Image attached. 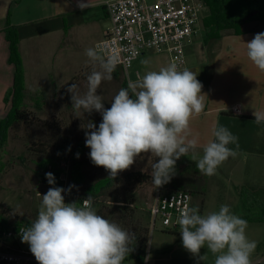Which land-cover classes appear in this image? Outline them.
<instances>
[{"label":"clouds","instance_id":"1","mask_svg":"<svg viewBox=\"0 0 264 264\" xmlns=\"http://www.w3.org/2000/svg\"><path fill=\"white\" fill-rule=\"evenodd\" d=\"M86 6L84 0H78V7ZM245 44L248 58L264 72V32ZM86 55L98 62L102 71L93 70L88 75L84 93L75 83L67 92L74 111H96L102 116L98 128L91 121L85 126V146L90 148L91 162L114 178L129 169L142 153H151L159 158L151 164L152 183L156 188L167 184L175 175L176 162L197 147V141L186 136L191 119L204 109L206 94L202 93L197 74L187 68L178 70L175 63L149 71L129 81L114 96L111 107L105 108L97 90L102 80L112 79L117 59L105 60L93 48H88ZM253 116L257 124L264 123V111H253ZM212 136L214 139L203 147V156L193 158L197 169L207 176L215 175L239 148L238 137L224 126L215 127ZM230 144L235 149L229 148ZM76 156L79 158V153ZM45 176L53 186L42 195L31 226L20 230L21 242L29 245L38 264H123L135 250V233L98 215L90 198L81 206L65 203L66 189L55 186L53 173ZM177 223L183 248L197 259V264L207 259L206 253L200 254L205 246L215 256L214 264H251L257 244L246 236L247 221L232 213L228 205L207 215H201L195 207L186 209ZM150 259L151 253L144 257L145 264Z\"/></svg>","mask_w":264,"mask_h":264},{"label":"crops","instance_id":"2","mask_svg":"<svg viewBox=\"0 0 264 264\" xmlns=\"http://www.w3.org/2000/svg\"><path fill=\"white\" fill-rule=\"evenodd\" d=\"M106 1L84 0L87 6L81 9L78 0H0V135L10 108L9 92L14 77L3 30L16 27L22 67V90L17 100L25 118L11 129L28 124L47 125L51 129L57 118L68 117L67 107L72 102L67 88L82 77L71 70L69 79V68L77 69L85 56L69 53L68 40L76 42L81 49L82 44L93 46L103 37L110 26ZM261 32H264L262 28L238 35L225 33L207 42L203 40L204 46L199 47L193 46V35L185 46V65L181 69L196 73L203 85L202 93L206 94L204 109L193 116L186 134L187 139L197 141V147L188 155L203 154L204 145L214 139L213 129L224 126L238 137L232 171L239 181L253 186H264V123L257 124L253 116V111H264V72L248 58L245 43ZM157 56L152 52L139 56L131 66L137 63L139 72L134 70V78L130 79L129 75L130 81L170 65L168 58ZM145 60L147 64L142 63ZM122 72L115 68L112 76L120 77ZM127 73L130 74L129 70ZM123 81L128 86L122 80V88ZM228 147L235 149L232 144ZM242 183L234 185V191ZM123 264H143V261L128 257Z\"/></svg>","mask_w":264,"mask_h":264},{"label":"rangeland","instance_id":"3","mask_svg":"<svg viewBox=\"0 0 264 264\" xmlns=\"http://www.w3.org/2000/svg\"><path fill=\"white\" fill-rule=\"evenodd\" d=\"M207 14V8L203 6L199 11V23L193 37V46H204L201 21ZM242 28L245 30L259 29L263 28V25L260 22H250ZM79 44L81 45V43ZM88 48L94 49V44L93 46L82 44L81 49H78L76 42L68 40L69 53L75 56L83 53L85 56L83 62H81L82 65L77 69L69 68V79L72 75L71 70L82 75L73 82L79 86L81 94L87 90L88 75L93 70L102 71L99 63L93 62L86 55ZM158 56L163 60L168 58L167 53H160ZM76 62L80 63L79 60ZM134 70L139 72L137 63L129 69L130 74L122 72L120 77L115 78L112 76L111 80H102L97 94L102 96L105 108L111 107V101L122 88L121 81L125 80L128 84L130 79L134 78ZM52 113L55 114V111ZM67 113L68 117L57 118L55 122L57 124L52 125L51 129L47 125L28 124L7 129L2 135L4 142L0 145V221L6 225L19 226L26 222L31 223L34 220L42 202V195L46 194L48 189L53 186L49 185L45 174L48 172L53 173L55 186L60 187L57 178V172L60 171V162L62 160L71 162L75 142L79 136L83 139L85 149L82 170L84 180L78 187H72L73 194L81 195L85 187L95 182H98L99 185L103 184L104 182H101L102 178L108 176L103 167L95 166L91 162L89 158L90 148L85 146V126L91 121L98 128L102 122L101 114L93 111L91 114L84 113L80 115L81 113L74 111L72 105L67 107ZM69 114H72L73 117L69 118ZM66 144H69V147H65V153L61 154L59 149H62ZM38 147H42L46 154L40 153ZM202 156L203 154L182 156L176 162L175 175L167 184L159 188L162 191L173 189L189 191L191 193V208H197L201 215L218 211L221 205H228L232 213L242 218L244 211L238 196L235 194L234 185L240 182L244 184V181H239L232 171L236 157H229L219 166L215 175L207 176L197 169L193 159L194 157L199 159ZM158 159V157L152 156L151 153H142L129 169L118 174L139 171L151 175V164L157 162ZM46 160L49 161L48 172H45L46 170L42 166V163ZM127 189H131L132 204L125 205L121 201L124 199L122 194L128 191ZM157 189L152 182L135 187L125 185L120 176L114 182V185L105 188L99 194L98 202L92 204L91 207L96 211L100 210L105 219L120 225L127 231L134 228L136 230L140 228L148 229L145 256L151 253V259L147 261V264H152L154 261L156 264H197V259L183 248L180 227L176 229L175 233H172L166 232L158 223L154 225L153 229L149 226L148 211ZM263 232V223H247L246 236L250 241H255L257 244L250 257L251 264H257L264 260V249L258 248ZM205 253L207 259L199 261V264H214L215 256L206 246L201 249L200 254L204 255ZM143 264H145V260H143Z\"/></svg>","mask_w":264,"mask_h":264},{"label":"built area","instance_id":"4","mask_svg":"<svg viewBox=\"0 0 264 264\" xmlns=\"http://www.w3.org/2000/svg\"><path fill=\"white\" fill-rule=\"evenodd\" d=\"M203 6L202 0H107L105 9L110 26L94 43V49L105 60L115 57L116 68L126 73L145 52L167 53L169 64L175 63L181 70L185 65V46L195 34ZM68 170V163L62 160L57 178L60 187L66 190ZM63 195L65 203L77 202V206L87 200L70 199L66 191ZM190 208L189 191L158 188L148 211L149 226L153 229L158 223L165 230H176L180 227L177 221L181 213ZM31 223L6 227L0 223V264H38L29 245L21 242L20 230Z\"/></svg>","mask_w":264,"mask_h":264},{"label":"trees","instance_id":"5","mask_svg":"<svg viewBox=\"0 0 264 264\" xmlns=\"http://www.w3.org/2000/svg\"><path fill=\"white\" fill-rule=\"evenodd\" d=\"M202 2L208 11L207 16L201 21L204 42L220 37L225 33L238 35L243 32H248L250 30H245L242 27L250 22L262 23V29L264 30V0H202ZM3 32L9 45L8 60L14 66V77L13 86L9 92L10 108L7 119L3 124L1 131L0 145H2L4 142L2 137L4 132L7 129H11L13 126L18 124V122L25 118L24 114L19 109L17 100V95L22 90V67L17 51L18 37L16 27H6ZM126 87L127 85L123 81V88ZM65 147H69V144L63 146L62 149H59L61 154L65 153ZM38 148L40 153L46 154V151L42 147ZM84 150L83 139L81 136H79L75 142V148L70 159L71 162L64 160L68 163L69 167L67 190L70 188V186L71 189L73 186L78 187V185L84 180V173L82 171L84 166ZM77 153H79V158L76 156ZM48 163V160L42 163V166L46 170L45 172H47ZM54 164L56 163L54 162ZM104 172L108 176L102 178L101 182H104L103 184L99 185L97 184L98 182L90 184L85 187L81 195H74L72 190H66L67 197L75 200H88L90 198V202L92 204H96V202H98L97 198L99 197V194H101L105 188H109L114 185V182L118 180L120 176L122 177L124 184L131 187L152 182L151 175L139 171L121 173L114 178L110 177V174L107 170L104 169ZM127 190L128 191H125L124 194H122L124 199L121 201L125 205L132 204L131 189ZM235 192L244 211V216L242 218L245 219L247 223L264 224V186L244 184L235 188ZM97 214L103 216L100 210H97ZM0 223L5 227L7 226L1 221ZM26 223L30 224L29 222ZM165 231L172 233L176 232V230ZM129 232L135 233L136 240L133 245L135 250L131 252L128 257L135 258L137 261L142 262L145 257L148 229L140 228L136 230L134 228ZM258 248L264 249V232L261 241L258 244ZM257 264H264V260Z\"/></svg>","mask_w":264,"mask_h":264}]
</instances>
